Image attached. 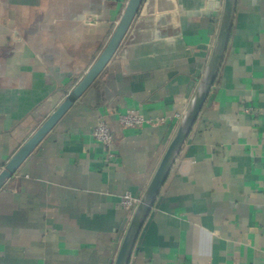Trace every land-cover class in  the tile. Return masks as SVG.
Instances as JSON below:
<instances>
[{
  "label": "crops",
  "instance_id": "0c3cea01",
  "mask_svg": "<svg viewBox=\"0 0 264 264\" xmlns=\"http://www.w3.org/2000/svg\"><path fill=\"white\" fill-rule=\"evenodd\" d=\"M128 0H0V169L101 53ZM143 20L0 189V264H113L208 65L224 0ZM169 7V8H168ZM137 108L165 123L122 127ZM112 123L111 157L93 136ZM264 264V0H238L225 57L129 264Z\"/></svg>",
  "mask_w": 264,
  "mask_h": 264
},
{
  "label": "water",
  "instance_id": "95a60500",
  "mask_svg": "<svg viewBox=\"0 0 264 264\" xmlns=\"http://www.w3.org/2000/svg\"><path fill=\"white\" fill-rule=\"evenodd\" d=\"M158 1V10L164 8L161 2L170 1L177 10L176 0H128L117 26L109 41L88 68L78 83L71 88L56 109L38 126L32 135L20 146L9 161L0 169V189L17 172L28 156L34 152L45 136L54 128L74 103L92 85L102 73L110 59L122 43L130 44L134 35L142 28L143 20L154 12ZM238 0H224L219 31L213 46L208 65L203 73L198 90L184 113L177 130L165 152L150 183L136 205L131 221L125 232L113 264H129L139 235L151 213L153 206L166 182L173 164L189 137L211 90L219 75L225 53L231 37ZM169 8V7H168Z\"/></svg>",
  "mask_w": 264,
  "mask_h": 264
},
{
  "label": "built area",
  "instance_id": "2783aa9c",
  "mask_svg": "<svg viewBox=\"0 0 264 264\" xmlns=\"http://www.w3.org/2000/svg\"><path fill=\"white\" fill-rule=\"evenodd\" d=\"M167 118L148 117L137 108H129L124 112L119 113L118 120L122 127H136L152 123H165ZM113 133L114 128L112 123L104 117L94 127L93 136L104 148L111 157H117V153L113 150ZM139 199L130 191H126L121 198V205L124 207H136ZM236 264H239L236 262Z\"/></svg>",
  "mask_w": 264,
  "mask_h": 264
}]
</instances>
